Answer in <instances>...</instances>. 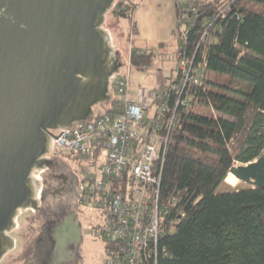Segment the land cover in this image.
<instances>
[{
    "label": "trees",
    "instance_id": "16d2710c",
    "mask_svg": "<svg viewBox=\"0 0 264 264\" xmlns=\"http://www.w3.org/2000/svg\"><path fill=\"white\" fill-rule=\"evenodd\" d=\"M189 28L181 56L193 80L176 106L171 91L161 130L167 134L158 196L161 236L155 264H264V189L239 183L229 170L264 157V0L186 4ZM132 8L120 0L114 13ZM153 54L131 50L141 70ZM233 82L245 89H234ZM174 115L171 126L168 121ZM153 264V263H152Z\"/></svg>",
    "mask_w": 264,
    "mask_h": 264
},
{
    "label": "water",
    "instance_id": "95a60500",
    "mask_svg": "<svg viewBox=\"0 0 264 264\" xmlns=\"http://www.w3.org/2000/svg\"><path fill=\"white\" fill-rule=\"evenodd\" d=\"M114 1L0 0V261L14 249L17 216L38 208L31 174L50 165V131L109 98L120 55L102 25ZM229 174L264 189V157Z\"/></svg>",
    "mask_w": 264,
    "mask_h": 264
},
{
    "label": "built area",
    "instance_id": "2783aa9c",
    "mask_svg": "<svg viewBox=\"0 0 264 264\" xmlns=\"http://www.w3.org/2000/svg\"><path fill=\"white\" fill-rule=\"evenodd\" d=\"M176 61L180 79L172 91L178 106L186 104L180 98L186 84L197 81L179 49ZM144 69L146 65L140 71ZM111 84L120 96H127L128 77ZM145 94L139 93L137 102L116 97L104 113L91 114L69 129L50 131V149L43 157L72 164L78 202L99 214L90 235L102 242L106 258L102 264H155L158 255L162 232L158 196L167 146L161 119L171 91L165 88L160 98L157 92L149 96L155 104L152 116ZM173 120L174 115L169 126ZM41 172L31 174L37 183L35 200L42 190Z\"/></svg>",
    "mask_w": 264,
    "mask_h": 264
},
{
    "label": "rangeland",
    "instance_id": "374dc122",
    "mask_svg": "<svg viewBox=\"0 0 264 264\" xmlns=\"http://www.w3.org/2000/svg\"><path fill=\"white\" fill-rule=\"evenodd\" d=\"M115 0L111 8L105 13L102 28L110 35L111 49L113 57L114 51L118 50V61L116 71L109 79L106 100L94 105L91 108L93 115L104 113L111 107V101L119 97L121 100H132L137 102L139 93L145 92L146 103L148 104V116H152L155 111V104L149 98L153 93H159L160 98L161 80L166 83L174 80L177 71L176 55L182 45V35L188 30L189 25L186 20V14L179 16L176 5L184 0H122L125 5H129L132 10L126 17H119L114 13ZM183 11L187 9L186 4H181ZM141 49L142 51L153 54L151 61L143 71L129 67V55L131 50ZM128 77L129 88L127 96H120L112 86V80ZM165 86V84H164ZM234 89H245V86L238 82H233ZM71 166L72 164L69 163ZM249 185L239 182L235 186H230L224 182L218 189V192L245 189ZM99 214L93 211L91 220L97 219ZM32 220V214L27 211L18 219V225H21L16 232H11L10 236L15 240L14 249L7 253L0 264H14L13 259L26 255L28 247L40 237V225L38 220ZM32 226L29 231L28 226ZM86 244V257L81 264H102L105 258L102 242L93 239L90 230L86 229L84 233ZM93 239V240H92ZM27 256V255H26ZM29 257V256H28Z\"/></svg>",
    "mask_w": 264,
    "mask_h": 264
},
{
    "label": "flooded vegetation",
    "instance_id": "af4514ba",
    "mask_svg": "<svg viewBox=\"0 0 264 264\" xmlns=\"http://www.w3.org/2000/svg\"><path fill=\"white\" fill-rule=\"evenodd\" d=\"M44 160L50 165L38 174L42 184L41 194L36 200L38 208L20 212L12 231L19 229V217L29 211L32 214L31 221L41 222V236L28 247L27 256H18L13 259V263L81 264L86 257L84 233L95 222V219L90 218L93 210L84 208L78 202L73 166L66 160L48 157ZM28 226L29 231L32 230V226Z\"/></svg>",
    "mask_w": 264,
    "mask_h": 264
},
{
    "label": "crops",
    "instance_id": "0c3cea01",
    "mask_svg": "<svg viewBox=\"0 0 264 264\" xmlns=\"http://www.w3.org/2000/svg\"><path fill=\"white\" fill-rule=\"evenodd\" d=\"M193 1H204V0H184V1H182V2H179L178 4H187V3H189V2H193ZM177 4V5H178ZM176 5V6H177ZM176 76H177V71H176V74H175V78H176ZM174 78V79H175ZM172 82H170V83H166L165 82V79H162L161 80V87H163V89L162 90H164L167 86H169L170 84H171ZM164 84H165V86H164ZM129 100V99H128ZM130 102H134V101H132L131 99L129 100Z\"/></svg>",
    "mask_w": 264,
    "mask_h": 264
},
{
    "label": "bare ground",
    "instance_id": "6f19581e",
    "mask_svg": "<svg viewBox=\"0 0 264 264\" xmlns=\"http://www.w3.org/2000/svg\"><path fill=\"white\" fill-rule=\"evenodd\" d=\"M232 175V174H231ZM233 176V175H232ZM234 177V176H233ZM235 178V177H234ZM236 179V178H235Z\"/></svg>",
    "mask_w": 264,
    "mask_h": 264
}]
</instances>
